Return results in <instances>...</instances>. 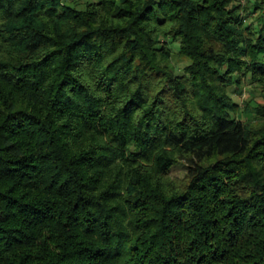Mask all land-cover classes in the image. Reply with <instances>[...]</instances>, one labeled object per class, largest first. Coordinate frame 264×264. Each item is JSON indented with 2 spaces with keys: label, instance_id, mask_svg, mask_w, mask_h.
Here are the masks:
<instances>
[{
  "label": "trees",
  "instance_id": "1",
  "mask_svg": "<svg viewBox=\"0 0 264 264\" xmlns=\"http://www.w3.org/2000/svg\"><path fill=\"white\" fill-rule=\"evenodd\" d=\"M243 1L93 0L78 10L67 0H0V139L6 144L0 152L19 157L0 156V264H104L106 250L87 245L96 227H108L117 215L124 193L133 197L124 204L147 214L138 224L174 231L172 240L198 232L203 242L197 247L199 240H191L187 253L196 254L188 264L225 261L227 251L212 244L221 230L233 239L234 232L243 238L264 231V183L239 177L232 167L239 159L214 160L187 191L167 192L164 207L152 210L148 198L139 195V179L124 193L119 191L120 172L115 169L98 179L95 173L81 177L87 182L70 198L74 181L68 173L74 175L79 164L65 168L58 152L62 140L70 142L75 159L84 164L94 150L107 151L105 137L115 129L102 124L104 108L127 85L139 83L140 88L120 111L143 104L144 93L157 81L164 87L153 107L165 110L181 96L197 95L195 82L202 78L223 93L215 96L216 103L228 108L230 102L237 116L250 106L234 98L243 94L247 80L259 88L264 101V23L259 17L246 23L261 5L250 12ZM171 43H178L191 61L183 74L168 65ZM74 72L83 75L77 78ZM185 83L193 88H184ZM91 89L102 96L91 95ZM184 139L174 137L177 147H184ZM203 141L195 137L187 147L207 149ZM262 145L264 132L249 154ZM171 171L160 173L157 183L179 189ZM97 188L104 205L88 195ZM103 207L110 215L92 211ZM250 242L251 235L245 243ZM184 255L169 248L158 259L161 264H183ZM239 255L250 259L243 251ZM117 258L119 253H114L112 259Z\"/></svg>",
  "mask_w": 264,
  "mask_h": 264
},
{
  "label": "clouds",
  "instance_id": "2",
  "mask_svg": "<svg viewBox=\"0 0 264 264\" xmlns=\"http://www.w3.org/2000/svg\"><path fill=\"white\" fill-rule=\"evenodd\" d=\"M236 2L239 0H233V3ZM257 4L261 5L260 10L246 23H251L258 17L260 22L264 23V0H246V7L250 12ZM6 36L7 33H4L5 38ZM72 74L77 78L83 75L82 72ZM128 79L130 80L131 76ZM195 83L197 95L181 96L178 101H175V106H170L167 110L153 107V102L164 87L160 81L154 83L149 92L144 93L143 104L137 102L138 107L133 106L129 109L128 106L127 111H120V109L127 104L128 100L134 99L140 84L127 85L123 91H118L109 105L104 108L106 120L102 124L105 127L111 125L115 129L105 137L107 151L94 150L89 154L91 158L88 163L80 164L75 159L77 153L72 144L62 140L58 148V152H62L64 156L61 164L65 168H71L72 163L79 164L74 175L71 171L68 173L74 181L73 195L70 198L78 194L77 189L80 183L87 182V180H81V177H90L95 173L98 179L99 176L115 169L120 172V177L117 179V184L121 185L119 191L124 193V189L130 183H135L139 179L142 182L139 195L148 198L151 209L156 210L163 208L166 204L167 192L187 191V186L197 181L204 170L217 159L225 162L239 159L238 164L232 165L239 177H248L251 184L264 183V145L249 154L254 140L260 139V134L264 132V107L241 109L238 110L240 115L237 116L236 111L231 110L230 102L228 108H221L216 103L215 96L223 95V93L215 85L209 88L207 81L203 78ZM183 87L192 89L193 84L185 83ZM90 91L93 96L98 98L102 96L95 89ZM229 111L232 114L225 116V113ZM161 112H164L163 116L160 115ZM216 117L223 119L218 122ZM228 120H233L235 123H220ZM241 121L243 123H240ZM145 125L150 127L146 128ZM181 135L185 137L182 141L183 148L177 147V142L174 140V137ZM113 136H117L115 142H112ZM195 137H203V143L207 145V149H189L187 145ZM4 147L6 144L0 139V148ZM256 152H260V155L257 156ZM0 156H5L6 159L19 158L13 157L11 153L3 152H0ZM170 160L174 163H170ZM173 168L180 171L179 189L175 184L161 186L157 183L160 173L168 172ZM88 195L96 197L100 205L105 204V201L99 197L98 188L95 191H89ZM125 198L133 197L127 193L121 195L117 215L108 221V227L97 226L94 234L89 238L91 242L87 245L88 247L94 248L99 245L106 250L102 253L103 257L108 258L105 259L104 264H161L158 258L167 255L169 248L185 253L183 264H188L189 257L196 254L195 252L187 253L191 240H199L197 247L203 242L202 238L198 237V232H185L177 240H172V235L176 234L174 231L168 234L169 230H162L159 226L153 229L151 226L138 224L137 221L147 214L143 211L137 213L130 205L124 204ZM92 211L102 217L110 215L106 207L94 208ZM224 211L225 209H221L219 215L222 216ZM221 231L223 234L217 232L212 244L227 251L226 259L222 264H264V251H262L264 231L242 234L243 238L234 232L235 239L229 237L227 231ZM157 232L159 234H156ZM249 235H251V242L246 244ZM242 251L250 255L249 260L241 259L239 253ZM114 253H119V258L113 260ZM145 253L148 255L145 256Z\"/></svg>",
  "mask_w": 264,
  "mask_h": 264
},
{
  "label": "rangeland",
  "instance_id": "3",
  "mask_svg": "<svg viewBox=\"0 0 264 264\" xmlns=\"http://www.w3.org/2000/svg\"><path fill=\"white\" fill-rule=\"evenodd\" d=\"M66 1V0H64ZM93 0H67V4L70 6L76 7L78 10L86 9L89 3H92ZM246 1L244 0L243 3ZM244 13V12H243ZM170 49L172 51V58L168 62L169 67L176 72V74H183L185 68L191 63V61L181 54L180 45L178 43H171ZM243 94H234L235 100L239 104H243L246 100L249 102V108H255L258 104L263 103V99L260 95V90L257 86L251 84L247 80L246 85L243 88ZM171 177L174 179L180 180V171L179 169L173 168L171 171Z\"/></svg>",
  "mask_w": 264,
  "mask_h": 264
}]
</instances>
